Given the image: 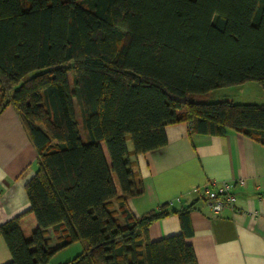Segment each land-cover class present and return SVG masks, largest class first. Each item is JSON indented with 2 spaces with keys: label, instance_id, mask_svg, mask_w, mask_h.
<instances>
[{
  "label": "trees",
  "instance_id": "trees-1",
  "mask_svg": "<svg viewBox=\"0 0 264 264\" xmlns=\"http://www.w3.org/2000/svg\"><path fill=\"white\" fill-rule=\"evenodd\" d=\"M248 81L264 88V0H0V110L15 108L38 160L25 185L37 227L0 224L6 264H49L74 241L60 264H197L189 207L129 211L142 193L129 156L165 145L175 122L264 143V103L195 99ZM171 212L181 233L150 240Z\"/></svg>",
  "mask_w": 264,
  "mask_h": 264
},
{
  "label": "crops",
  "instance_id": "crops-1",
  "mask_svg": "<svg viewBox=\"0 0 264 264\" xmlns=\"http://www.w3.org/2000/svg\"><path fill=\"white\" fill-rule=\"evenodd\" d=\"M165 135V145L129 156L142 186V193L126 202L131 214L139 217L165 203L168 210L189 207L185 241L197 264H264V143L234 129L221 136L194 133L186 122L167 124ZM37 168L35 147L15 108L7 105L0 110V224L20 215L24 236L37 227L25 191ZM208 182L232 183L235 208L214 215L193 191ZM181 220L179 212H171L153 221L150 240L181 233ZM46 233L49 245L56 246L52 229ZM81 250V242L74 241L56 251L49 264L63 263ZM11 258L0 235V264Z\"/></svg>",
  "mask_w": 264,
  "mask_h": 264
},
{
  "label": "rangeland",
  "instance_id": "rangeland-1",
  "mask_svg": "<svg viewBox=\"0 0 264 264\" xmlns=\"http://www.w3.org/2000/svg\"><path fill=\"white\" fill-rule=\"evenodd\" d=\"M71 75L69 74V81L70 85L72 86V80ZM9 94L12 92V90L9 92ZM1 94V91H0ZM196 100H203V101H219L223 99H231L235 102L240 103H264V88H262L259 83L255 81H248L244 85H229L217 89H213L210 92L203 94V95H197L195 97ZM75 102V109L77 113V119L80 124V118L78 116V108L76 106ZM103 149L105 150L104 144H102ZM127 146L131 148L130 140H127Z\"/></svg>",
  "mask_w": 264,
  "mask_h": 264
},
{
  "label": "built area",
  "instance_id": "built-area-1",
  "mask_svg": "<svg viewBox=\"0 0 264 264\" xmlns=\"http://www.w3.org/2000/svg\"><path fill=\"white\" fill-rule=\"evenodd\" d=\"M234 185L223 182L220 186H215L213 182H208L201 187L194 188V192L205 199L210 211L214 215L220 214L225 208H235L236 197L233 193Z\"/></svg>",
  "mask_w": 264,
  "mask_h": 264
}]
</instances>
